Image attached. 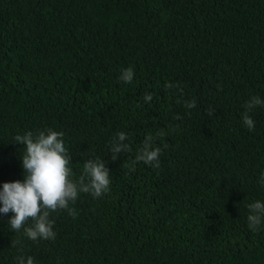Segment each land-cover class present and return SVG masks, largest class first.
I'll list each match as a JSON object with an SVG mask.
<instances>
[{"label": "trees", "instance_id": "16d2710c", "mask_svg": "<svg viewBox=\"0 0 264 264\" xmlns=\"http://www.w3.org/2000/svg\"><path fill=\"white\" fill-rule=\"evenodd\" d=\"M253 95L264 98V0H0V182L23 178L16 136L49 127L73 180L89 158L111 177L50 211L54 238L0 214V264H264V223L247 221L264 200ZM121 130L130 148L114 153ZM149 133L158 166L135 160Z\"/></svg>", "mask_w": 264, "mask_h": 264}, {"label": "clouds", "instance_id": "9594fccd", "mask_svg": "<svg viewBox=\"0 0 264 264\" xmlns=\"http://www.w3.org/2000/svg\"><path fill=\"white\" fill-rule=\"evenodd\" d=\"M134 77V69L123 68L120 79L129 82ZM151 93H145L144 100H151ZM248 109L264 104V98L253 95L246 102ZM244 125L250 130L255 121L247 111L242 115ZM162 135L163 133H157ZM64 133L55 128H46L33 134L26 131L17 135L15 140L24 145L20 153L23 168L22 179L4 180L0 182V214L11 212L8 223L13 230L23 227L24 234L33 240L38 238H54V220L50 211L67 208L70 201H75L80 192H91L100 196L108 191L110 185V169L102 158H89L83 162V174L80 178H71L72 157L63 140ZM127 134L119 131L112 141L111 151H126L130 145L126 143ZM161 147L154 144V137L147 134L135 157L145 163L159 165ZM264 182V179H262ZM249 212L247 221L251 228H258L264 223V200L255 199L247 204ZM71 211V209H69ZM31 219L32 223L25 222ZM18 264H34L31 255L17 256Z\"/></svg>", "mask_w": 264, "mask_h": 264}]
</instances>
